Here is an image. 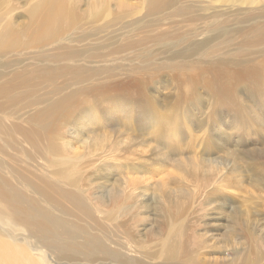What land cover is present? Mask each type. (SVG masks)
<instances>
[{
  "label": "rangeland",
  "instance_id": "obj_1",
  "mask_svg": "<svg viewBox=\"0 0 264 264\" xmlns=\"http://www.w3.org/2000/svg\"><path fill=\"white\" fill-rule=\"evenodd\" d=\"M38 1L0 0V27L7 21L24 25ZM70 1L77 3L78 11L72 23L66 19L61 31L57 29V42L41 49L22 45L0 57L1 84L14 71L35 66L47 67V75L56 68H81L74 75L80 76L77 79L67 75L72 73L68 68L54 84L37 82L5 116L0 113V179L8 192L12 190L9 194L22 198L23 210L38 202V208L51 210V216H61L56 219L60 224L75 221L92 229L100 222L120 234L128 231L121 239L133 235L134 249L127 261L96 259L92 264H130V258L139 259V252L153 251L156 256L149 261L161 264L168 238L177 228L185 234L177 235L181 264H262L264 45L222 46L217 40L199 53L181 57L177 53L187 43L172 46L175 39L192 33V41L202 42L213 35L206 30L217 18L199 15L201 19L192 23L188 14L172 16L167 10L149 16L143 0H108L109 11L100 14L87 11L93 0ZM224 1L206 4L214 11L222 9ZM245 8L241 5L232 17L228 14L235 12L224 8V17L231 22ZM71 51L70 61L51 60L66 58ZM6 62L13 66L2 68ZM65 95L72 97L62 108H47ZM2 97L1 103L10 99L9 93ZM11 126L19 129L11 131ZM76 180L77 188L69 184ZM36 181H52L53 190L58 185V192L49 193L61 199L38 196L32 189ZM80 195L94 208L89 219L75 204ZM3 202L1 244L25 253L34 264H85L47 250V241L59 236L33 234L32 225L14 217L12 207Z\"/></svg>",
  "mask_w": 264,
  "mask_h": 264
},
{
  "label": "bare ground",
  "instance_id": "obj_2",
  "mask_svg": "<svg viewBox=\"0 0 264 264\" xmlns=\"http://www.w3.org/2000/svg\"><path fill=\"white\" fill-rule=\"evenodd\" d=\"M107 1L108 0H93V1H91L90 4H88L87 11L99 12L100 14L106 13L109 11V7H108L109 4ZM206 1L211 3L213 0H143V4L145 5V7L143 9L146 10V12L149 16H153V15H157V14H163V12H166L165 10L170 11L171 12L170 14L172 16H183V15L188 14V16H189L188 22L199 20L202 18V16H204V17L208 16L209 18L210 17L217 18L216 20L218 22L216 23V20L214 19L213 20L214 23L209 25L208 30H206L207 32H213V35L211 37H208L207 39L203 40L202 42L192 41L191 38L195 37V35H193L192 33L190 34V36L188 38L180 36V37H177L175 39V44H173L172 46L180 44V43H187L186 44L187 48L184 51L177 53V55L181 56V57H187L189 55L199 53V50H201L202 47L208 45L209 43L215 42L217 40L220 41L222 46L237 45V46L241 47V46H246V45H257V44L264 45V2L262 0H225L223 2V4L220 6L223 8L217 9L214 11H213L214 8L212 7V5L209 3L206 4ZM241 5H244L247 7V8H245L244 13L241 14V16H237V18H235L231 22H229V19L227 20V18L224 17V13L226 12L224 8H227L228 10H230L228 13L235 12V11L239 12L240 10H236V9L237 8L240 9ZM251 6L255 7V9L250 10L249 7H251ZM234 7H237V8L235 9ZM131 9H133V8H131ZM206 10L207 11L211 10L212 11L211 14H203ZM77 11H78L77 3L71 2L70 0H39L35 4V6L31 9V11L28 15V19L24 23V25L14 26L11 21H7L0 27V53H2V54H0V57L3 56V54L10 53L12 50L13 51L16 50V48H18L20 46L22 47V45H25V46L30 45V47L33 49H41L42 47H46L47 44H52V43L54 44V42H57L58 38H59V33L57 32V29H59V31H61L60 27L66 19L68 21L70 20L72 23L73 18H74V14H76ZM236 12L232 13V14H228V15L231 17L235 16V15H237ZM199 15L201 18H199ZM157 23L158 22H155L153 25L155 26ZM192 23H194V22H192ZM188 25H190V24H188ZM177 26H178V24H177ZM190 26H189V28L192 27V26L191 27ZM233 31H234V33H231ZM237 34H239L240 39H237L238 38ZM202 35H203V33H202ZM46 39H49L50 42H49V40L47 42ZM157 42H158V40H157ZM132 43H131V45H132ZM138 44H140V43H138ZM134 45H135V42H134ZM140 45H138V46H140ZM123 46H125V45H123ZM205 51L206 50H204V49L202 50V52L207 57H209L210 54L206 53ZM15 53L17 54L18 52H15ZM67 53H68V55L66 56V58L61 57V56H53L52 55L53 57L51 58V60L53 59L54 61H57L60 59H64V60L70 61V59L74 57V53L72 51L67 52ZM227 56H229V55H227ZM218 60H217V64H223L225 62V60H221V63H219ZM10 63L11 62H6V63L2 64L1 66H2V68L8 67L10 65ZM12 66L13 65H11L9 67H12ZM68 68L69 67H66V69H68ZM66 69H57L56 68L54 70H50L49 71L50 73L48 75L46 74L47 67L43 68V67L35 66L32 69H23L21 71H18V70L14 71L11 74V76L9 77L8 82H5L3 84L0 83V97L5 95L6 93H9V95H10L9 100H7L6 102L3 101L5 103H1L2 101L0 102V113L5 116L6 111L8 109L14 107L18 103L17 102L18 100H20L21 98L25 99V97L29 93H31V90H33V88H35L34 86H37V82L38 83L43 82V83H46L49 85V84H54L55 80L58 79L59 77L60 78L65 77V76H57V75H59L62 72L67 71ZM68 71L72 72L71 74H67V75L72 76L71 77L72 80L80 77V76L74 77V75L80 74L81 68H77L76 66H71V68H69ZM0 76H1V74H0ZM84 78H85V76H83V79ZM36 79H39V80L34 81ZM76 81H78V80H76ZM30 82H33V85L32 84L28 85V83H30ZM26 88H27V91H26ZM17 89H19V91L20 90H23V91L16 92ZM68 94H71V93H68ZM70 97H72V96L71 95H65L63 100H58L52 106H49V105H46V106L48 109L49 108L60 109L64 106V104L67 102V100ZM2 99H3V97H2ZM44 110H45V108H44ZM43 118H44V116H43ZM47 119L50 120L49 117H47ZM2 127H3V125H2ZM9 129L11 131L15 132L16 130L19 129V127L11 126V128H9ZM44 181H45V179H44ZM78 182H79V180H76V182H74L73 185L70 182H69V184L73 187L75 185L77 188L78 185L80 186V184H78ZM47 183H48V180H47ZM50 183H52V181ZM50 183L45 184L42 181V184H41V182L36 181V183H34V184H32V182H31L30 185L31 184L33 185V187H32V185H31V187H32V189H34L33 191L35 193H37V195L39 194L38 196L44 197L47 200H49V199L52 200L53 198L50 197L51 196L50 190H53L54 187L51 189L52 186H50ZM69 184L67 183V186ZM54 185H55V183H54ZM49 186H50V188H49ZM10 187L11 186H9V189H10ZM57 188H58V185L56 186V189ZM76 188L75 189L73 188L75 192L77 191ZM65 189H64V191H65ZM68 189H67V191H68ZM70 189L72 190V188H70ZM55 190H53V191H55ZM8 191H9L8 187L0 179V201H4V202L8 203L12 207V214L14 217H18L22 220H25V221H23L24 223H29L30 225H32L31 228H32V232H34L33 234H35V235L39 234V235L46 236V237L48 236L50 238H53L55 236H59L58 238H60L59 240H61V241L49 240V241H47V243L45 242L47 245L46 246L47 250L54 252L55 253L54 255H56V253H57V255H59L60 257L61 256L68 257L71 259H76L79 262L83 261V262H85V264L86 263L92 264L94 262H97L96 259H100L103 261L109 260L112 263H114V262L117 263L120 261H127V259H129L127 255L133 253L132 250L134 249V247H133L134 240L131 239V238H133L132 237L133 235H131V238H129L130 236L129 237L125 236L126 238L124 237L123 239H121L122 238L121 236L126 235L128 233V231H124L125 229L120 234L118 232H114L113 230H109L108 226H107V228H105L106 226L104 227L100 222H99L100 224L98 223L97 226H93L92 229H89L87 226L85 227V226L80 225V224L76 225L77 222L74 223L75 221L72 223H70L69 221L68 222L66 221L64 223L60 219V221H61V224H60L59 221L56 222V219L58 220V218H60L61 216L58 218L56 216L55 217L51 216V214L49 213L51 210L48 209V210H50L48 212V211H43V208H38L39 207L38 202H36L37 204L32 202L30 204L29 209L26 208L25 210H23L22 206L20 205V201L22 198L20 196H19V198H17L15 196L9 194L12 190L10 192H8ZM14 191H16V190L14 189ZM49 191H50V193H49ZM56 191L58 192V190H56ZM81 191H83V190H81ZM19 192L20 191H18L17 193H19ZM71 192L69 194H72ZM79 194L80 193H78V195ZM107 194H109V193L107 192ZM18 195H21V194H18ZM118 195H119V193L118 194L113 193V195H111V196L116 197ZM55 196H57V195H55ZM69 196H72V195H69ZM91 196H93V195H91ZM65 197H67V196H65ZM65 197H63V198H65ZM57 198L56 199L54 198L55 201L61 199L60 197H57ZM72 198H73V196H72ZM101 198H102V196H101ZM65 199H67V198H65ZM77 199L78 200H76L75 204L77 205V208L80 211L79 214L81 213L82 215H84V218L86 217V219H89L90 216L93 217L94 216V213H93L94 208L92 209L91 205L85 201V198L83 196L80 195L77 197ZM31 201H32V199H31ZM55 201L53 202L54 204H55ZM92 202H94V201H92ZM96 202H97V200H96ZM98 202H99V200H98ZM101 202H102V200H101ZM69 204H70V202H69ZM63 205L64 204L62 203L61 207H63ZM25 207H27V206H25ZM57 207H60V206H57ZM118 208H120V207H118ZM134 208H136V207H134ZM59 210H60V208H59ZM65 211L67 212V210H65ZM122 211H124V210H122ZM133 213H135V212H133ZM75 214L76 213H74L73 215H75ZM98 214H97V216H98ZM77 218L78 217H76L75 219H77ZM84 218H82V219L84 220ZM132 218H134V217H132ZM137 219H138V215H137ZM37 220H40V221L38 222ZM62 220L65 221L63 218H62ZM78 221H80V220L78 219ZM93 221H94V219H93ZM58 222H59V224H58ZM66 223H67V225H66ZM56 225H58V226L56 227ZM131 225L129 227H131ZM186 225H188V224H186ZM111 227H112V225H111ZM194 228H196V227H194ZM152 229H154V228H152ZM55 230H56V232H55ZM168 230H169V228H168ZM190 232H192V231L190 230ZM179 234L182 235L184 233L181 231L180 228H177L175 235L170 236L168 238L166 248L162 252V254H164V256H162L163 258H162L161 264H181L178 262V256H181L180 255L181 252L179 249V245H180L179 239L181 238V235H180V238L177 237V235H179ZM184 236H185V234H184ZM187 238H188V236H187ZM77 239H80V240H78V242H77L76 241ZM185 239H186V237H185ZM151 240H153V239H151ZM190 242H192V240H190ZM197 243H199V242H197ZM134 246H136V245H134ZM149 246H151V245H149ZM196 247H197V245H196ZM180 248H182V247H180ZM254 249H255V247H254ZM254 249H252V250H254ZM190 250L192 251L191 248H190ZM256 250H258V249H256ZM184 251L185 250H183L182 252H184ZM52 252H50V253H52ZM159 252H157V253H159ZM134 253H136V252H134ZM255 253H256V251H255ZM48 254H49V252H48ZM183 254L186 255V251ZM59 256H57V257L59 258ZM155 256H156V253L154 251L149 252L148 254L145 252H139V256H138L139 259L130 258L131 260H129V261H130V264H152L153 262L151 263V261H149V260H151L153 257L155 258ZM157 256H158V254H157ZM61 260H63V259H61ZM256 260H257V258H256ZM33 261L29 257H27L25 253H23L19 250H16L15 248H14V250H12V248L9 245H4L3 243L1 244V242H0V264H34ZM255 262H258V261H255ZM215 264H219V262L215 263Z\"/></svg>",
  "mask_w": 264,
  "mask_h": 264
}]
</instances>
